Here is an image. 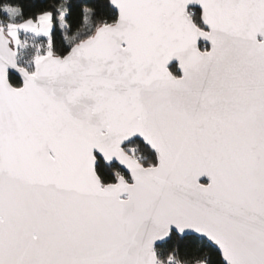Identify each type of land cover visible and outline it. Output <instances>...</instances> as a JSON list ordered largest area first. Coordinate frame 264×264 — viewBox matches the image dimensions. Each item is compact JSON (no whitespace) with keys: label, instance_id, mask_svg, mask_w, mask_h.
I'll use <instances>...</instances> for the list:
<instances>
[{"label":"snow or ice","instance_id":"obj_1","mask_svg":"<svg viewBox=\"0 0 264 264\" xmlns=\"http://www.w3.org/2000/svg\"><path fill=\"white\" fill-rule=\"evenodd\" d=\"M0 264H264V0H0Z\"/></svg>","mask_w":264,"mask_h":264}]
</instances>
